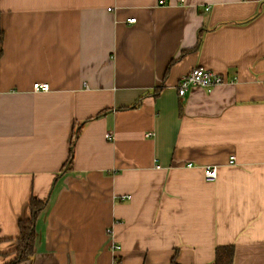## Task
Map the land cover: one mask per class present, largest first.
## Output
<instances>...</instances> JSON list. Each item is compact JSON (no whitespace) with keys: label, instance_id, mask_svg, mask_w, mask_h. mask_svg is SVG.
<instances>
[{"label":"crops","instance_id":"0c3cea01","mask_svg":"<svg viewBox=\"0 0 264 264\" xmlns=\"http://www.w3.org/2000/svg\"><path fill=\"white\" fill-rule=\"evenodd\" d=\"M0 32V264L33 197L18 264H264V0H0Z\"/></svg>","mask_w":264,"mask_h":264},{"label":"trees","instance_id":"16d2710c","mask_svg":"<svg viewBox=\"0 0 264 264\" xmlns=\"http://www.w3.org/2000/svg\"><path fill=\"white\" fill-rule=\"evenodd\" d=\"M2 32H0V54L2 52ZM72 152L68 160L70 165ZM46 201L33 197L30 201V217L20 222V236L14 251L10 254L14 256L5 264H18L32 257L35 249L36 221L39 213L45 207ZM9 254V255H10ZM234 247L232 245L220 246L216 249L214 264H233Z\"/></svg>","mask_w":264,"mask_h":264},{"label":"built area","instance_id":"2783aa9c","mask_svg":"<svg viewBox=\"0 0 264 264\" xmlns=\"http://www.w3.org/2000/svg\"><path fill=\"white\" fill-rule=\"evenodd\" d=\"M165 0H160V3H164ZM128 22H135L136 18H128ZM225 81V78L223 75H221L218 72H215L213 70L207 69L203 66L196 67L192 69L190 72L184 74L180 82L178 84V93L180 95H185L187 91L194 87V86H201L204 87L207 90H212V88L216 87L217 85L223 83ZM33 89L35 91H48L50 89V85L48 82H35L33 84ZM152 133H148V135H151ZM113 134H108L109 139H113ZM236 157L231 156L230 163L235 162ZM192 165L191 163L189 164ZM204 169V177L208 181L216 180L218 177V167L216 165H205L203 167ZM131 195L123 196L122 198H130ZM108 232H111V228H108ZM112 248L114 250H118L121 248L120 245L114 244L112 245Z\"/></svg>","mask_w":264,"mask_h":264}]
</instances>
